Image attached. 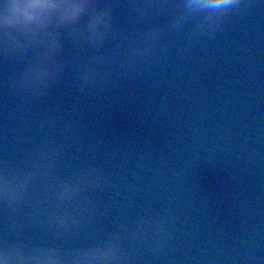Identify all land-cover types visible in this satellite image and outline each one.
Segmentation results:
<instances>
[{
  "label": "clouds",
  "instance_id": "obj_1",
  "mask_svg": "<svg viewBox=\"0 0 264 264\" xmlns=\"http://www.w3.org/2000/svg\"><path fill=\"white\" fill-rule=\"evenodd\" d=\"M247 7L248 0H0V55L19 65L9 91L33 102L44 100L66 75V41L73 55L89 60L81 65V91L98 80L106 87L110 77L93 62L110 44L126 38L118 10L143 25L129 45L131 68L155 62L165 49L166 34L185 36L186 48L213 37ZM66 157L64 142L49 140L19 160H0V264H133L136 251L146 248L159 256L171 245L169 210L158 218L146 213L134 223H120L98 239L67 243L87 238L111 214L114 202L101 208L96 199L112 184L102 164L65 170L61 165ZM126 187L131 191L134 185ZM33 232L59 243L33 240Z\"/></svg>",
  "mask_w": 264,
  "mask_h": 264
}]
</instances>
